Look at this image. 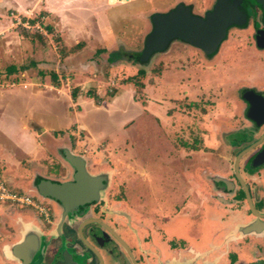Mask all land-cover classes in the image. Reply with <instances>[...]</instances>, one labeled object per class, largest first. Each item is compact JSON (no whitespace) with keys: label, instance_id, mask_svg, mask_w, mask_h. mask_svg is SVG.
<instances>
[{"label":"rangeland","instance_id":"374dc122","mask_svg":"<svg viewBox=\"0 0 264 264\" xmlns=\"http://www.w3.org/2000/svg\"><path fill=\"white\" fill-rule=\"evenodd\" d=\"M75 2L72 1V7L61 8L63 13L61 33L57 30L58 32L54 31L50 35L48 32L46 37L41 33L42 40L33 37L32 42L29 39L31 47L28 49H24L25 43H20L21 50L13 49L0 37L2 76L5 75V68L8 65L16 63L20 66H30L31 60L46 67L47 70L44 74L46 78L37 72L39 69L36 68L37 66H32V69L27 71L20 69L8 79L9 81L14 78L22 81L30 79L39 83L36 84L37 87L30 84L28 87L16 85L13 88L0 89V121L5 129H8V136L11 135L10 138L18 144L15 146L13 141L7 139L9 137L0 133L2 158L0 171L5 169L3 175L8 182L12 180L11 177L15 178L12 185L18 190L30 191L26 186H21L18 177L25 173L29 174V169L34 164L31 158L39 160L43 157L45 159L41 162L49 164L45 156L48 152L46 136L55 128L54 132L62 136L61 144L67 142L72 151L84 156L89 169L95 167L111 169L114 182H119L125 175L132 176L137 173L142 162L141 160L137 162V159L144 156L141 152L145 148L144 159L153 168V175L157 176L154 181L156 184H147V181L136 178L129 187L131 200L135 205L142 204L150 210H162V205L169 209L175 202L183 203V197L178 198V195L173 200L163 201L162 205L160 201L154 199L157 193L169 194L171 187V184H162L168 182L170 178H163L164 167L161 163L169 156V148L174 146L175 139L176 143L181 144V141H190L196 136L203 141L205 139L207 144L205 150H209L207 162L210 171L216 172L218 167L222 166L223 162H218V152L222 150L219 130L224 125L226 126L224 128L233 129L238 124L237 119L229 117L231 110H234V102L229 99L223 103L219 94L223 83L226 87L233 85L232 81L239 75V71L232 69L236 64L234 58L227 57L226 61L222 56L226 53V44L221 47L222 54L208 58L197 48L178 41L170 44L163 53L155 54L147 61L138 62L135 57L140 55L145 35L151 29L149 12L165 10L164 7L170 5L168 3L171 1L134 0L127 4L113 5L107 12L98 8L106 0H75ZM66 3L67 0H61V6L64 7ZM77 3L80 5L77 7L80 11L75 12L73 7ZM91 4L92 8L89 6ZM140 22L143 26L139 25ZM13 26V30L20 31L19 24ZM12 27L7 28L8 31ZM30 27L28 38H31L30 33H34L37 29L38 32H44V27L41 25L40 27L38 24L30 25ZM61 34L68 45H65ZM56 35L59 36L60 41L54 40ZM74 35L89 43V48L83 52L81 59L74 54L78 48L85 46V42L80 41L81 45L73 49L76 45L73 43ZM39 44L43 47L41 48ZM61 46L67 49L65 56H62L59 50ZM41 49L45 52L42 56L38 53ZM81 60L82 62L94 60L89 71L99 76L98 80L95 78V81H89L92 84L84 83L89 79L85 76L87 71L81 66ZM68 68L70 70H67ZM140 68L146 71V75L142 78L145 84L143 88H137L132 83L126 82L127 78L136 74ZM71 69L80 77L79 79L75 81L71 79L74 75ZM52 70L58 71L59 88L53 85L48 75ZM251 70L250 67L247 70L243 68L240 74L242 71L251 72ZM5 83L11 82L5 81ZM77 87L80 88L79 94L74 100L71 91ZM112 88L118 90L119 96L113 101L107 92ZM88 90L98 91L97 93L102 96L101 99L108 103L103 101L97 104L95 97L87 94ZM157 115L163 118L162 123L167 127L171 123L170 126L177 128L176 136L173 132L169 133V129L161 126ZM166 115L172 116L166 120ZM34 122L47 128L41 135L33 136L32 140V137H27L22 125L26 124L33 131ZM179 154L183 157L184 152L180 151ZM51 157L54 159L52 163L58 167V162L53 156ZM63 159L61 154V162L64 161ZM22 161H25V166ZM216 162L219 163L218 167ZM223 164L227 166L228 161ZM29 178L30 176H27L26 179ZM177 183L182 188L181 182L177 181ZM216 183L217 181H214L212 184L214 189L218 188ZM33 185L34 183L32 184L34 188ZM141 195H143L142 201Z\"/></svg>","mask_w":264,"mask_h":264},{"label":"flooded vegetation","instance_id":"af4514ba","mask_svg":"<svg viewBox=\"0 0 264 264\" xmlns=\"http://www.w3.org/2000/svg\"><path fill=\"white\" fill-rule=\"evenodd\" d=\"M169 1L170 5L164 7L165 10L149 13L150 31L153 29V13H166L184 4L194 14L204 16L218 0ZM231 1L244 11L245 20L228 28L227 36L214 54L209 55L203 49L187 43L209 58L222 54V45H227L226 53L222 56L226 61L227 57L234 58V69L239 71L232 90L223 86L220 88L222 100L230 99L234 102L235 117L238 120L236 128L228 135L233 137L237 145L236 156L253 145L241 155L238 173L234 161L228 175L218 176L220 181L217 187L222 193L217 194V197L234 204V209L230 210L234 214L228 219H236V222L227 229L229 234L236 230L237 235L235 245H230L232 242L224 245L225 258L219 264H264V6L259 0ZM175 41L186 42L173 38L169 45ZM248 67L252 69L251 72L242 71L240 74L241 69L247 70ZM95 169L101 167L88 168L90 173L104 172L108 175L106 185L100 191V198L73 214L68 213L64 219L61 217V207L54 229L59 239L55 250L52 251L49 246L50 238L45 233L46 229H42L39 234L25 231L35 239L38 237V243L35 244L37 250L29 264H172L173 257L170 256L193 249L192 240L178 234H167L164 230L165 216L156 218L146 209L127 204L122 186L125 184L118 183L115 187L110 184L111 172H94ZM73 172V168L61 164L63 180L70 179ZM33 186L36 187L35 183ZM249 223H254L252 230H240ZM15 233L21 236V230L16 229ZM205 262L200 260L180 264Z\"/></svg>","mask_w":264,"mask_h":264},{"label":"crops","instance_id":"0c3cea01","mask_svg":"<svg viewBox=\"0 0 264 264\" xmlns=\"http://www.w3.org/2000/svg\"><path fill=\"white\" fill-rule=\"evenodd\" d=\"M72 1L75 2V0H67L66 5L64 4V7H63L61 6V0H0V37L1 39L5 40L6 45L16 50H21L22 47L20 46V43H25L24 49H28L29 47H31L30 40L34 38L33 37L28 38L29 35L24 36L20 33V31L16 32L15 30H13L14 28L13 24L14 25L19 24V26L24 27L26 30L31 28L30 25L37 26L38 24L39 27L40 25L43 27L45 25H49L53 28L55 32L58 30L61 33L60 24H61V20L63 19V13L61 12V8L67 9L69 7H72ZM132 1L134 0H122L121 2H110L109 0H106V2L101 3V5H99L98 8L103 9L105 12H107L108 10L112 9L113 5L117 6V5L127 4ZM78 6L80 5L77 3L73 7L75 12L80 11L77 8ZM89 6H91L92 8L93 5L91 4ZM37 16H40V18L35 19V21H32V19H34ZM66 22L67 20H65L64 23ZM139 25L143 26V23L140 22ZM10 27L12 28L11 30L8 31ZM139 27L140 26H138V28ZM40 33L45 35V37L48 36L47 35L48 31L45 27H44V32H40ZM49 33L50 35L53 34L51 32ZM10 34L12 35L10 38H8ZM73 38H74L73 43L75 44L80 43V41H84V40H81L76 35H74ZM63 39H64L65 45H68V43H66L65 41V37H63ZM39 40H42V39H39ZM84 42H85L84 43L85 46L78 48L74 54L75 57H77L78 59H81L82 57L81 55H83V52H85L89 48V43L87 41H84ZM175 42H178V41H175ZM9 43L10 44L13 43L11 44L12 46L9 45ZM183 43L188 44L187 42H183ZM164 51L166 50L155 52L153 55L163 53ZM38 53H40L42 56L44 55L45 52L42 51L41 49L40 51H38ZM229 58L231 59V57ZM84 59H85V56H84ZM93 62L94 60H89V61L84 60L83 62L82 60L80 61L81 66L87 71V75L85 74V76H87V78L89 79V80H85L84 82L85 85L86 84L88 85V83H90L89 81H95L94 79L95 78L97 79V77L99 76L98 74H93L91 71H89L90 69H92V66L94 64ZM14 64L17 65L16 63ZM224 65H225V62H224ZM17 66L20 67V65H17ZM30 66L27 65L24 70L27 71V70L32 69V66L33 67L37 66L36 68L37 69L39 68L38 71H43L45 73L47 72L46 67L40 66L34 60L30 61ZM232 69H234V66ZM67 70H70V69L68 68ZM55 72L58 74V71H55ZM72 73L74 74L71 77L73 81L80 78L78 75H76V73H74L73 70H72ZM44 76L45 78L47 77L46 75ZM8 79L5 81L11 82V83H5V81H0V89H6L9 87L13 88L16 85H19V86L22 85L23 87H28L30 84H32L33 87H37L36 84H39V83L31 81L30 79H29L30 81L28 79H25V81H22V79H20V81H15L14 79H11V81H9ZM16 82H19V83H16ZM232 82L234 85L235 80H233ZM53 85L59 88L58 86H60V81H59V84L55 85L53 83ZM233 85L226 87L225 84L223 83L220 86V88L223 86V88L230 90ZM81 87L83 88L84 86H81ZM79 89L80 88H78V90ZM97 92L98 91H96V93ZM78 94L79 93H77V96L74 100L78 98ZM219 94H220V91H219ZM109 97L111 98V101H113V99L119 98L118 90ZM220 99L222 100L221 96H220ZM103 101L105 100L102 98L99 101L96 100V103L101 104ZM105 102L108 103V101H105ZM222 102L224 103L226 101L222 100ZM229 115H230L229 117H233V119L234 118L236 119L234 110H231ZM157 117H158V120L161 122V126H163L165 129H169V133L173 132V135L176 136L175 130H177V128L175 127L173 128L172 126H170L171 123L169 127H167L165 123L164 124L162 123L163 118L160 115L159 116L157 115ZM169 117L166 115V120ZM33 124L35 125V129L33 131H31V127H28L26 124L22 125V129L26 131L27 137L29 136L32 137L31 138L32 140L34 139L35 136H39L42 133H44L47 128L46 126H42L36 122H34ZM236 126L233 129H227V128H224L226 127L224 125V127L219 130V133L221 131L220 145L222 146V150L218 152V162L222 161L224 163L227 160L228 165L226 166L223 163H221L222 166L219 165L220 167H218L219 163L216 162L217 167H218V170L216 172L210 171L209 163L207 162L209 159V156H208L209 150H205V148L207 147L206 146L207 144L205 143V139L203 141V139L199 137L197 141H195L194 139L190 141L186 140V141H181L180 142L181 144L176 143V139H175L174 146H172V148H169V156L166 157L161 163V165H163L164 167L163 168L164 169L163 178H170L168 182L162 183L164 185L171 184V187L169 188V194L165 193V195H163V193H157L158 195L157 194L154 195L155 197L154 199L160 201L161 205L163 201L167 199L173 200L177 195H178V198L179 196L183 197L184 199L183 203L175 202L169 207V209H167V207H163L162 205L161 206L162 210L161 209L150 210L142 204L140 206L135 205V203L131 200L129 187L133 185V180H136V178L140 179V181L142 180H144V182L147 181L146 182L147 184H151V183L156 184L154 181L157 179L156 178L157 176L153 175V171H152L153 168H151V165L147 164L144 159L145 158V148L141 152L144 154V156L143 157L140 156L139 159H137L138 160L137 162H140V160L142 161L140 162L141 164H139L142 167L140 166L139 168L137 167L138 171L135 175H132V176L125 175L124 177H122V179L119 182L113 181V171L111 169H106L103 167L101 169L94 170V172H99L100 170L101 171L108 170L109 172H111L110 184L111 185L113 184V186L115 187L118 185V183L125 184L122 186L125 189L127 204L135 208H138V209H146L149 214L156 216V218H161L160 216H165L164 222L166 223L164 225L165 226L164 230L167 232V234L182 235L193 241L194 243L193 249H188L185 253H179V254L177 253V255L170 256V258L173 257L172 264H180L181 262H185V263L198 262L200 260H205L206 264L222 263L221 261L222 259L225 258L224 256H225V251H226V248L224 247V245L228 244L229 242H232L230 245H235L237 241L236 230L232 231L229 234V231L227 229L229 226L233 225L234 222H236L235 221L236 219L233 221L228 219L230 215L234 214L233 211L230 212L231 209H234V206H233L234 204L231 201L220 200L217 197V194H219L220 192L222 193V191L219 188L214 189L212 187V184L214 183V181H217V183L218 181H220V179L218 178L219 175L225 176L230 173L232 163L236 159L235 154L237 150V145L235 144L233 137L228 135L232 130L236 128ZM54 129H52L49 135L46 136V142H45L48 148L47 150L48 152H46L45 156L49 164L48 163L45 164L41 162L43 161V159H45L43 157H40L39 160L31 158L33 159L34 164L31 165L29 169V174L25 173L24 175H20L18 177L19 183L21 184V186H26L33 193L27 190H25L24 192L31 194L36 201L41 202L46 207H48L49 219H46L43 215L39 214L32 206H26V205L23 206V205L14 204L11 202H1L0 203V264H23V261L19 258L20 257L19 254L20 253L22 254V252H25L29 248V246L20 248L18 254L13 253V246L17 242H20L21 240H23L24 236L27 233L25 231H30L31 233L34 232V233L39 234V232H41L42 229H46L45 233L49 235L50 239L48 243H49V246H51V250L52 251L55 250L56 247L58 246V243H59V239L57 237L58 232L56 233L54 229L56 225V220L58 216H60L61 214V208L53 200L37 195L32 187V184L34 183V179L37 176L49 177V178L56 179V180H63L61 178V164L72 169V167L65 161L61 162V157L57 153L61 145L65 147H68L70 145H68L67 142H65L64 144H61L63 143L62 136L60 133L56 131L54 132ZM0 133H2L6 137H9L8 136L9 131L7 128L5 129L1 121H0ZM10 137L7 139L10 140L11 142L13 141L15 146L18 145ZM37 145L39 144L37 143ZM180 151L184 152L183 157L182 155L179 154ZM51 156H53L55 160L58 162V165H59L58 167L52 163L54 162V159ZM1 159L2 158L0 157V161H2ZM22 163L25 166V161H22ZM4 167L6 168L5 165ZM50 168L52 169V171L49 172L48 170ZM4 170L0 171V175L3 177L5 182L10 187L17 189L15 186L12 185L15 178L11 177L12 180L10 179L11 181L8 182V180L3 175ZM127 174L129 173L127 172ZM27 176H30L28 180L26 179ZM177 181L181 182L182 188H180V185H178ZM217 183H216V186H217ZM142 196L143 195H141V201L143 199ZM159 221L161 220L159 219ZM16 229L21 230L20 237L17 233L14 234ZM35 240H36V243H38L37 236ZM33 242L35 241L33 240ZM33 249H34L33 254L35 255L36 250H37L35 248V245L33 246ZM241 253H244V252H241Z\"/></svg>","mask_w":264,"mask_h":264},{"label":"water","instance_id":"95a60500","mask_svg":"<svg viewBox=\"0 0 264 264\" xmlns=\"http://www.w3.org/2000/svg\"><path fill=\"white\" fill-rule=\"evenodd\" d=\"M264 6V0H259ZM245 20V14L237 3L231 0H218L214 7L204 16L194 14L189 6L177 5L169 12H156L152 15L153 29L146 36L144 46L139 55V61H147L158 51L165 50L173 38H179L203 49L207 54H214L223 39L227 36L228 28L233 24H240ZM253 145L242 150L235 159V170L238 173V162L241 155L251 149ZM58 155L74 170L70 179L56 180L49 177L37 176L33 189L37 195L49 198L62 207V219L73 214L81 207L100 198V191L106 185L108 175L90 173L84 156L74 153L69 147L62 146ZM61 225V220L59 227ZM254 223L246 224L241 231H249ZM33 240L35 242H33ZM36 240L31 233L13 246V253L22 247L29 248L19 254L23 264H29L33 258V246ZM58 255V253H57ZM56 256V255H55ZM64 264H68L65 262Z\"/></svg>","mask_w":264,"mask_h":264},{"label":"trees","instance_id":"16d2710c","mask_svg":"<svg viewBox=\"0 0 264 264\" xmlns=\"http://www.w3.org/2000/svg\"><path fill=\"white\" fill-rule=\"evenodd\" d=\"M39 18H40V16H37V17H35L34 19H32V21H35V19H39ZM24 19H25V18H24ZM44 27L47 29L48 32L54 33V30H53V28H52L51 26H49V25H45ZM20 33H21L22 35H24V36H28V35H29V30H26L24 27H21V28H20ZM30 36H31V37H36V38H38V39H42V34H41L40 32H38V30L35 31L34 33H30ZM54 40H55L56 42H57V41H60L59 36H58V35L54 36ZM80 45H81V42H80V43H77V44L73 47V49L78 48ZM59 50H60L62 56H65V55L67 54V53H66L67 49H66L65 46H61V49H59ZM135 59H136V61H138V62H143V61H139V55L136 56ZM25 68H26V65H22V66H20V67L17 66V65H15V64H10V65H8V66L5 68V72H6L5 75L2 76V74L0 73V81H5V80H7V79H8L13 73L18 72L19 69H25ZM38 73H40V74H42V75L45 74V72H43V71H38ZM48 75H49L50 79L53 81V83H54L55 85L59 84V80H60V79H59L58 74H57L55 71L52 70V71L48 72ZM145 75H146V71H145L143 68H140V69L136 72V74H133V75L129 76V77L127 78L126 82H130V83H132V84H133L135 87H137V88H143V87L145 86V84H144V82L142 81V78H143ZM14 80H15V81H20V79H18V78H14ZM115 92H116V88H112L111 91H110V90L108 91V95L111 96V95H113ZM77 93H78V88H73L72 91H71V95H72V97H73L74 99L76 98ZM87 94H88L89 96H94L95 99H96L97 101L101 100V97H100V96H99L94 90H88ZM194 140L197 141L198 138L194 137Z\"/></svg>","mask_w":264,"mask_h":264},{"label":"built area","instance_id":"2783aa9c","mask_svg":"<svg viewBox=\"0 0 264 264\" xmlns=\"http://www.w3.org/2000/svg\"><path fill=\"white\" fill-rule=\"evenodd\" d=\"M1 202L32 206L39 214L49 219L48 207L36 201L31 194L10 187L0 175V203Z\"/></svg>","mask_w":264,"mask_h":264}]
</instances>
